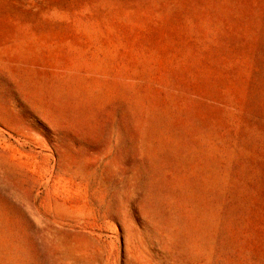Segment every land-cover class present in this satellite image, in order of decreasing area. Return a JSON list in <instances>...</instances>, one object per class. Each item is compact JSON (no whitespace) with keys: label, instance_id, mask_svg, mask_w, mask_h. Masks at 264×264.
Here are the masks:
<instances>
[{"label":"rangeland","instance_id":"obj_1","mask_svg":"<svg viewBox=\"0 0 264 264\" xmlns=\"http://www.w3.org/2000/svg\"><path fill=\"white\" fill-rule=\"evenodd\" d=\"M0 264H264V0H0Z\"/></svg>","mask_w":264,"mask_h":264}]
</instances>
